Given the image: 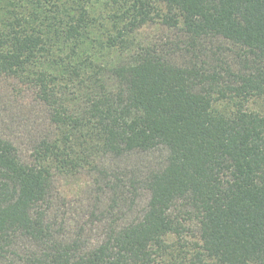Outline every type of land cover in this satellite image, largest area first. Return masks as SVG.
Returning a JSON list of instances; mask_svg holds the SVG:
<instances>
[{
  "label": "trees",
  "instance_id": "obj_1",
  "mask_svg": "<svg viewBox=\"0 0 264 264\" xmlns=\"http://www.w3.org/2000/svg\"><path fill=\"white\" fill-rule=\"evenodd\" d=\"M0 264H264V0H0Z\"/></svg>",
  "mask_w": 264,
  "mask_h": 264
},
{
  "label": "rangeland",
  "instance_id": "obj_2",
  "mask_svg": "<svg viewBox=\"0 0 264 264\" xmlns=\"http://www.w3.org/2000/svg\"><path fill=\"white\" fill-rule=\"evenodd\" d=\"M150 31V30H149Z\"/></svg>",
  "mask_w": 264,
  "mask_h": 264
}]
</instances>
